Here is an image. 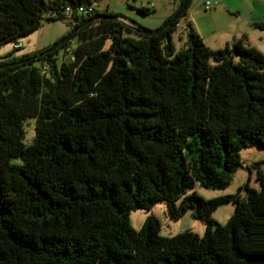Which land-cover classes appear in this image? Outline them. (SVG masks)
<instances>
[{"label":"trees","instance_id":"16d2710c","mask_svg":"<svg viewBox=\"0 0 264 264\" xmlns=\"http://www.w3.org/2000/svg\"><path fill=\"white\" fill-rule=\"evenodd\" d=\"M100 1L0 0V46L45 21L79 28L51 51L0 57V264H264V171L245 197L196 191L227 188L241 151L264 147V53L245 36L212 49L191 22L177 50L192 0L154 35ZM159 202L174 219L191 210L204 235L163 236L154 215L135 229L131 212Z\"/></svg>","mask_w":264,"mask_h":264},{"label":"rangeland","instance_id":"374dc122","mask_svg":"<svg viewBox=\"0 0 264 264\" xmlns=\"http://www.w3.org/2000/svg\"><path fill=\"white\" fill-rule=\"evenodd\" d=\"M181 0H101L96 4L99 11L108 10L113 12L129 27L141 25L148 31L159 29L166 20L179 8ZM209 3L210 8L207 9ZM244 19L259 20L264 22V0H192L187 15L180 19L182 29L188 27L189 22L195 31L204 38L205 44L212 48H223L228 42L232 44L241 30H245L246 43L257 48L264 53V41L260 40V35L264 37V30L246 22ZM74 29V22L71 20L45 21L43 25L26 38L21 39L22 48L14 50L13 43L0 46V57L6 59L21 58L26 54H33L44 48L52 47L56 41L67 36ZM182 39L177 32L172 34V40L180 50L188 40V28L182 30ZM125 35L133 36L125 30ZM79 43V37L71 41V47L75 48ZM111 44V40L106 42V48ZM29 135H34V122H30L28 127ZM243 167L233 176V180L225 189H206L199 185L196 191L203 197L210 199L217 196L240 194L246 196L242 188L245 184L260 190V181L257 178L259 171H264V147L251 146L241 151ZM18 161V159H15ZM235 212V204L228 203L218 208L213 217L218 224L224 225ZM156 216L162 225L161 234L163 236H173L188 229L204 235L206 223L195 218L192 211H188L182 218L174 219L170 216L166 202H159L152 210L144 209L131 212V223L137 230L145 224L148 216Z\"/></svg>","mask_w":264,"mask_h":264},{"label":"water","instance_id":"95a60500","mask_svg":"<svg viewBox=\"0 0 264 264\" xmlns=\"http://www.w3.org/2000/svg\"><path fill=\"white\" fill-rule=\"evenodd\" d=\"M191 0H183L179 6V8L176 10V12L172 15V17L165 23L163 24L159 29L155 30V31H146L147 34L149 35H154V34H157L159 32H161L162 30L168 28L169 26L172 25V23L174 22V20H176L177 18H179V16L181 15L183 9L187 6V4L190 2ZM107 18H112V19H119L118 16H110V17H107ZM86 24V23H85ZM84 24V25H85ZM79 28H76L74 29L73 31H71L67 36L63 37L62 39H60L59 41H57L54 46L50 49L53 50L56 46L64 43L65 41H67L76 31H78ZM45 54V52L39 54V55H43ZM37 55V56H39ZM37 56H33L34 57H37ZM11 65V64H9ZM7 65H1L0 67H5Z\"/></svg>","mask_w":264,"mask_h":264},{"label":"built area","instance_id":"2783aa9c","mask_svg":"<svg viewBox=\"0 0 264 264\" xmlns=\"http://www.w3.org/2000/svg\"><path fill=\"white\" fill-rule=\"evenodd\" d=\"M94 8H95V6L94 5H91V6H82V7H80V9H79V13L81 14V15H84V16H89V15H91L93 12H94ZM210 8V6H209V3L207 4V9H209ZM177 27L180 29L181 28V25H180V23L179 24H177ZM23 46V44L22 43H18V44H15L14 45V47L15 48H21ZM72 59H74V57H72Z\"/></svg>","mask_w":264,"mask_h":264},{"label":"crops","instance_id":"0c3cea01","mask_svg":"<svg viewBox=\"0 0 264 264\" xmlns=\"http://www.w3.org/2000/svg\"><path fill=\"white\" fill-rule=\"evenodd\" d=\"M244 20H245L246 22H248V23H252V24H254V23H258V22H262V21H259V20H251V19H248V20H247V19H244ZM254 26H255V25H254ZM187 28H188V27L184 25V27H183L182 29H180V30L177 31V33L179 34V38H180V39H182V35H181V34H182V33H181L182 30H187ZM243 31H245V30H241V31L239 32V35H242V36L236 37L235 41H236L237 39H239V38H241V37H243V36L246 35V34H244L245 32H243ZM200 36L202 37V35H200ZM259 37H260V40H261V41H264V37H263V35H260ZM203 40H204V38H203ZM235 41H234V42H235ZM234 42H233V43H234ZM233 43H232V44H233ZM227 44H230V43L227 42L225 45H227ZM263 46H264V45H263ZM217 49H218V48H217Z\"/></svg>","mask_w":264,"mask_h":264}]
</instances>
